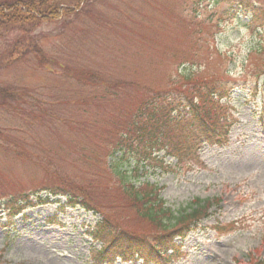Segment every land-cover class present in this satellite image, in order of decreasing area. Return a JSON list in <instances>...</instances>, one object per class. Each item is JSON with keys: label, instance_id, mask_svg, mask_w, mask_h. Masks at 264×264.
Wrapping results in <instances>:
<instances>
[{"label": "rangeland", "instance_id": "1", "mask_svg": "<svg viewBox=\"0 0 264 264\" xmlns=\"http://www.w3.org/2000/svg\"><path fill=\"white\" fill-rule=\"evenodd\" d=\"M47 3L60 18L26 30L0 22V264H88L103 246L90 234L150 237L109 157L126 132V143L144 139L152 105L146 130L163 114L179 122L175 140H214L197 137L200 119L176 104L190 83L233 90L225 107L198 105L204 121L219 122L221 144L138 170L167 206L212 202L171 264H248L255 252L264 260V0ZM16 39L23 48L7 49ZM69 189L98 217L66 207Z\"/></svg>", "mask_w": 264, "mask_h": 264}, {"label": "trees", "instance_id": "2", "mask_svg": "<svg viewBox=\"0 0 264 264\" xmlns=\"http://www.w3.org/2000/svg\"><path fill=\"white\" fill-rule=\"evenodd\" d=\"M59 6L61 12L66 14L72 12L71 9L62 4ZM57 7L58 5L47 3V0H0V22L15 25L20 30H26L27 23L36 25L37 22L60 18L61 15L56 14ZM24 40L16 39L7 49L14 47L21 50ZM33 49L36 50V47ZM195 89L196 87L192 89L193 91H188L185 96L191 99L194 94L197 100L202 101L204 94L194 92ZM221 91L219 86H215L213 93H220ZM4 105L7 103L3 99L0 106ZM153 114L154 112L150 111L142 118L146 116L150 118ZM200 125V135L205 134L207 138L215 137L214 140L204 139L202 141L219 142L221 128L218 122L207 124L203 121ZM139 128L141 133L146 132L143 124ZM161 128L163 127L153 126L145 133L144 139L136 143L134 141L125 142L126 137L129 136L126 132L125 137L121 138V142L116 145L108 162L112 174L119 181L120 189L129 199L128 203L131 208H134L138 220L141 221L145 229L148 228L153 232L149 234L150 237L143 234H132L125 239H120L117 243H110L95 254L90 264H113L117 259L125 263L141 261L143 264H167L169 259L164 255V252L176 248L174 240L183 238L202 220L209 217L208 210L211 206L208 201L194 200L186 208L173 209L166 206L161 199L160 189L156 184L144 181L137 185L140 177L137 174L139 168L157 169L152 164H161V159L157 157V154L162 150L167 148L175 156L183 155L184 158H187L186 153L189 150L187 141L180 140L175 143V132ZM130 162H134L132 167ZM65 194L70 206L79 204L88 211L94 213L98 211L86 196V199L84 197L78 198L74 190L71 189L65 191ZM251 264H264V261H255Z\"/></svg>", "mask_w": 264, "mask_h": 264}]
</instances>
